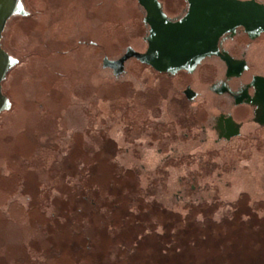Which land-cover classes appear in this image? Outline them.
Returning <instances> with one entry per match:
<instances>
[{
	"label": "rangeland",
	"instance_id": "obj_1",
	"mask_svg": "<svg viewBox=\"0 0 264 264\" xmlns=\"http://www.w3.org/2000/svg\"><path fill=\"white\" fill-rule=\"evenodd\" d=\"M22 2L2 37L0 264H264V129L215 144L181 76L102 68L144 51L137 0Z\"/></svg>",
	"mask_w": 264,
	"mask_h": 264
},
{
	"label": "flooded vegetation",
	"instance_id": "obj_2",
	"mask_svg": "<svg viewBox=\"0 0 264 264\" xmlns=\"http://www.w3.org/2000/svg\"><path fill=\"white\" fill-rule=\"evenodd\" d=\"M157 2L163 13L172 21L182 17L189 5L188 1L184 0L183 8L175 15H170L163 2L161 0ZM255 2L264 5L261 1ZM139 7L143 11L144 19L146 10L140 5ZM143 24L147 35L150 27L144 22ZM2 37L1 48L8 53L3 46ZM217 52L218 55L204 58L192 72L179 71L173 75L160 73L149 65L130 59L147 67L153 77H164L168 80L181 76L177 79L182 84L179 90L182 101L194 107V117L198 118L194 125L204 135L210 133L215 144L228 143L242 137L246 133L245 127L264 129V31L249 34L243 27H237L234 33H226L219 38ZM129 61L125 63L124 73L118 78L113 76L115 79L126 74V65ZM108 70L113 75L112 70ZM5 78L1 81L3 96L5 94L2 91V83ZM8 110H3L0 114ZM201 120L203 121L200 123Z\"/></svg>",
	"mask_w": 264,
	"mask_h": 264
},
{
	"label": "water",
	"instance_id": "obj_3",
	"mask_svg": "<svg viewBox=\"0 0 264 264\" xmlns=\"http://www.w3.org/2000/svg\"><path fill=\"white\" fill-rule=\"evenodd\" d=\"M137 1L146 10L143 22L150 27L143 38L146 49L138 52L127 46L119 58H103L102 67L111 69L115 78L124 73L130 59L160 73L192 72L204 58L218 55L217 42L224 34L234 33L237 27L249 34L264 31V5L255 0H187L186 13L174 21L163 13L157 0ZM27 14L21 0H0V41L7 22ZM17 62L0 44V112L10 107L1 93V81Z\"/></svg>",
	"mask_w": 264,
	"mask_h": 264
}]
</instances>
